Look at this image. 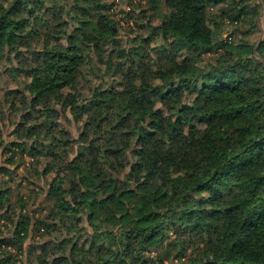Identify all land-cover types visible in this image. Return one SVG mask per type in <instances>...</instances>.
<instances>
[{
    "label": "trees",
    "instance_id": "obj_1",
    "mask_svg": "<svg viewBox=\"0 0 264 264\" xmlns=\"http://www.w3.org/2000/svg\"><path fill=\"white\" fill-rule=\"evenodd\" d=\"M137 1L151 33L123 43L110 0H0V57L29 76L6 92L20 116L0 152L49 158L54 201L39 217L0 188V264H264V37L222 38L209 10L260 29L264 0Z\"/></svg>",
    "mask_w": 264,
    "mask_h": 264
},
{
    "label": "rangeland",
    "instance_id": "obj_2",
    "mask_svg": "<svg viewBox=\"0 0 264 264\" xmlns=\"http://www.w3.org/2000/svg\"><path fill=\"white\" fill-rule=\"evenodd\" d=\"M113 5L111 8V13L115 14L117 18L121 19L122 25L125 26V32L129 34L126 35L125 33H122L123 36V43H127V39L132 40V38H135L138 36L139 40H141L143 37H148L151 33L149 29H142L139 28V25L142 24L141 19L138 17V10L137 12H131V8H138L140 3L143 5L145 4V1H137L135 3L133 0H110ZM134 3V4H132ZM234 4H228L223 3L220 5H211L209 6L210 10V16L214 20L211 21V24L213 28L216 31H219V34L222 38H225L229 35L231 31L235 32L234 40L236 42H239L241 39H246L250 41L251 43H257L259 44L261 40L264 37V9L261 10V14H259L256 18V22L260 25L259 28L251 27L248 22H240L239 24L232 25L230 24L231 20L229 19L228 15L224 13V9H232ZM167 9V7L163 6V12ZM130 11L129 16L125 17V12ZM230 13V12H228ZM125 17V18H123ZM159 22L157 20L155 23ZM128 36V38H127ZM132 43V42H130ZM163 44V41L160 39H157L156 41H152L151 45L148 48H151V53H154V47L160 46ZM153 48V50H152ZM184 52L183 54H185ZM181 56V55H180ZM210 54H207L204 56V61L202 62L204 65L207 64L208 57ZM114 59L117 60V58L114 57ZM172 71H168L166 78L163 82L171 81L172 78ZM127 74L121 73L120 75H117V78L120 80H124L126 82H129V84H137V81L133 78L127 79ZM28 71L27 69L22 68V62H18L15 60L13 63L10 62L8 59H6L4 56L0 57V131L2 132L3 138L5 139V142H9L11 140H14V135L12 134L13 129L15 128V123H13L15 120H17L20 116V112L17 111L12 113L11 110L15 109V103H7L4 101L5 95L8 89L17 87L20 83H24L28 78ZM98 83L103 84L104 88H109L107 85L114 83V76L112 75H106L103 80L98 79ZM163 92V88L159 90L158 94H161ZM147 102H151L152 104L156 105L158 104L157 98L155 94L150 92L149 90H146L143 92L142 95ZM8 98H12L11 96H8ZM173 120V119H172ZM71 124V130L75 137H77L80 133L79 130V124L75 121H72ZM173 122V121H171ZM196 138L195 130L187 128L184 132V139L188 143H192ZM10 154V152L2 153L0 152V165L6 164L13 170V175L10 178L8 175H5L3 172L0 173V188H6L8 186H11V193L12 198L14 202L16 203V199L18 196L24 194L26 196L31 195V205L32 208L35 210L36 216L44 217L47 214L48 208L53 205V199L48 196V187L50 180L52 179L53 173L50 172L49 167L46 169L47 173L42 174V171L45 168V163L48 161L47 159H42L43 162H38L36 160H33L30 156H25V162H22L18 165V163L12 164L9 162H6L5 158ZM20 158L22 155H18ZM56 157V156H55ZM258 201V199L254 196L246 205V209L250 210L251 212L255 211L256 207L255 204ZM14 216H17L14 214ZM17 217L11 218V220H16ZM36 219V218H35ZM10 224V223H9ZM13 228V225L11 226ZM8 231V230H7ZM40 237V236H39ZM37 237V238H39ZM30 241L27 242L29 244ZM25 257V255H24ZM175 263H178L177 260H175ZM19 264H23V260L19 262ZM24 264H27L26 261H24Z\"/></svg>",
    "mask_w": 264,
    "mask_h": 264
}]
</instances>
